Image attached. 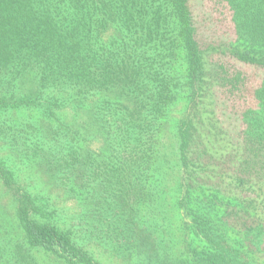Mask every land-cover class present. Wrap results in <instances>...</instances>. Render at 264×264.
Returning <instances> with one entry per match:
<instances>
[{
    "label": "trees",
    "instance_id": "obj_1",
    "mask_svg": "<svg viewBox=\"0 0 264 264\" xmlns=\"http://www.w3.org/2000/svg\"><path fill=\"white\" fill-rule=\"evenodd\" d=\"M1 135L8 264H264V0H0Z\"/></svg>",
    "mask_w": 264,
    "mask_h": 264
},
{
    "label": "rangeland",
    "instance_id": "obj_2",
    "mask_svg": "<svg viewBox=\"0 0 264 264\" xmlns=\"http://www.w3.org/2000/svg\"><path fill=\"white\" fill-rule=\"evenodd\" d=\"M215 130V129H214ZM225 138V136L221 133L217 132H212L210 134V138L215 142L216 145L219 143H223L222 138ZM0 146L5 150H1V152L5 153L6 156H8L12 161L14 160V155H13V148H16L19 146L21 149L22 146L19 141V145H13V142L9 139V137H3L2 135L0 136ZM23 149V148H22ZM11 152L12 156H9V152ZM6 189L2 185L0 181V246L6 242V240H10L14 237V229L11 226L10 219L12 217V214L14 213V207H13V202L11 200V196L5 192ZM54 195V198L52 199V202L54 203L53 206L55 207H60L61 205H64V201L59 197V195L55 196V192L52 193ZM69 203V202H66ZM71 206L68 205V208L65 209V211H70ZM35 256L38 257V259L43 263V264H61L58 259L52 255H46L42 252H34ZM97 259L99 260L100 264H120L119 259L115 257L114 255H111L110 253L103 251V250H96L94 254ZM0 264H8L4 259H6L5 255L0 254ZM10 258L7 257V261L9 262ZM12 260V259H11Z\"/></svg>",
    "mask_w": 264,
    "mask_h": 264
}]
</instances>
